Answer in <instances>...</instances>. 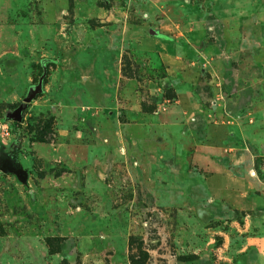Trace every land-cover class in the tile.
<instances>
[{
    "label": "rangeland",
    "instance_id": "1",
    "mask_svg": "<svg viewBox=\"0 0 264 264\" xmlns=\"http://www.w3.org/2000/svg\"><path fill=\"white\" fill-rule=\"evenodd\" d=\"M144 1L0 0V264L244 263L247 218L232 205L243 182L217 172L204 194L167 153L189 142L150 124L177 94L159 57L135 45L153 27ZM140 118L133 134L151 140L115 137ZM51 145L88 146L90 162L41 161L34 150Z\"/></svg>",
    "mask_w": 264,
    "mask_h": 264
},
{
    "label": "crops",
    "instance_id": "2",
    "mask_svg": "<svg viewBox=\"0 0 264 264\" xmlns=\"http://www.w3.org/2000/svg\"><path fill=\"white\" fill-rule=\"evenodd\" d=\"M143 6L153 27L135 45L159 57L177 94L176 104L150 124L163 138L176 127L182 141L189 142V148L178 145L167 153L177 157L180 172L196 170L195 182L204 194L208 190L212 197L217 172H225L233 184L243 182L234 186L239 193L232 204L248 223L242 264H264V0H145ZM204 61L210 64L206 69ZM203 72L211 78H202ZM193 116L197 121L191 123ZM144 123L140 118L119 127L115 137L151 140L148 132L133 134ZM220 140L226 142L223 150ZM53 150L34 152L43 162H90L88 146ZM189 153L196 159L185 161ZM53 181L59 185V179Z\"/></svg>",
    "mask_w": 264,
    "mask_h": 264
},
{
    "label": "water",
    "instance_id": "3",
    "mask_svg": "<svg viewBox=\"0 0 264 264\" xmlns=\"http://www.w3.org/2000/svg\"><path fill=\"white\" fill-rule=\"evenodd\" d=\"M45 75H46V72L44 71V73L42 74V76L40 77L38 81L37 86L28 92L27 96L23 100V103L20 104L19 107L13 113L10 114V117L14 121L19 122L21 120L22 111L25 108V106L29 104L30 102H32L34 98L42 92L43 80L45 78Z\"/></svg>",
    "mask_w": 264,
    "mask_h": 264
},
{
    "label": "built area",
    "instance_id": "4",
    "mask_svg": "<svg viewBox=\"0 0 264 264\" xmlns=\"http://www.w3.org/2000/svg\"><path fill=\"white\" fill-rule=\"evenodd\" d=\"M130 1H137V0H130ZM3 133H4L5 136H8V137L11 136V134H10L8 128H5V127H4V131H3Z\"/></svg>",
    "mask_w": 264,
    "mask_h": 264
},
{
    "label": "trees",
    "instance_id": "5",
    "mask_svg": "<svg viewBox=\"0 0 264 264\" xmlns=\"http://www.w3.org/2000/svg\"><path fill=\"white\" fill-rule=\"evenodd\" d=\"M16 125H19V123L16 122V121H14V122H13V126L15 127Z\"/></svg>",
    "mask_w": 264,
    "mask_h": 264
}]
</instances>
